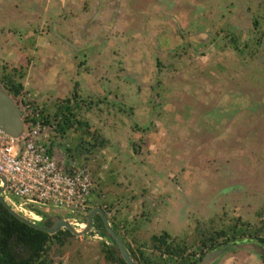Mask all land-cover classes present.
Listing matches in <instances>:
<instances>
[{"label": "rangeland", "instance_id": "374dc122", "mask_svg": "<svg viewBox=\"0 0 264 264\" xmlns=\"http://www.w3.org/2000/svg\"><path fill=\"white\" fill-rule=\"evenodd\" d=\"M146 1L141 14L150 10L155 18L141 23L134 49L107 50L104 40L73 51L54 38L62 0H36V6L0 0V76L25 72L21 96L34 110L53 114L70 100L108 140L86 164L92 204L109 208L115 223H137L141 241L163 231L188 238L196 223L258 225L264 218L258 215L264 209V0H187L188 8L175 0L169 16L179 22L186 13L187 43L170 37L171 25L156 18L162 7ZM79 12L80 6L69 20L74 36ZM190 28L199 36H189ZM153 38L158 50L140 49ZM72 138L56 146L72 147ZM92 232L100 236L101 227ZM92 234L54 246V264H107ZM218 264L264 263L255 253L231 250Z\"/></svg>", "mask_w": 264, "mask_h": 264}, {"label": "trees", "instance_id": "16d2710c", "mask_svg": "<svg viewBox=\"0 0 264 264\" xmlns=\"http://www.w3.org/2000/svg\"><path fill=\"white\" fill-rule=\"evenodd\" d=\"M24 77L25 72L16 68L0 76V84L14 100L24 90ZM76 105H71L70 100H64L63 104L55 107L53 114H40L44 124H55V142L63 145L66 143L65 139L74 136L72 147L68 144L64 146L65 155L78 166L86 167L95 154L104 150L109 142L100 132L91 130L89 123L78 116L74 107ZM258 215L262 217L264 209ZM38 219L36 215L35 220ZM109 220L136 264H198L208 252L232 242L253 241L264 246V218L258 225L239 223L236 219L233 223L217 229L212 224L196 223L188 238L174 237L163 231L152 234L147 241H141L137 223L129 222L128 219L118 223ZM94 222L92 221V225L96 228L100 226L102 230V233L99 232L102 238L99 244L104 261L107 264H126L119 256L116 244L105 232L101 219L97 216ZM51 224L49 220L44 222L45 226ZM77 228L82 230L84 225H78ZM91 233L97 234L92 231ZM76 239L78 237L65 229L53 235L36 230L16 219L0 204V264H54L51 257L53 247H64ZM260 258L264 263V256Z\"/></svg>", "mask_w": 264, "mask_h": 264}, {"label": "built area", "instance_id": "2783aa9c", "mask_svg": "<svg viewBox=\"0 0 264 264\" xmlns=\"http://www.w3.org/2000/svg\"><path fill=\"white\" fill-rule=\"evenodd\" d=\"M19 98L14 101L24 108L21 117L27 136L19 142L0 131V176L6 181L3 196L30 214H59V218L79 230L77 226H85L89 212L99 208L90 201L94 190L91 173L87 167L66 159L64 149H58L53 139L55 124H44L40 111L31 107L29 98ZM100 208L108 220L112 219L109 208ZM92 228L93 225L88 234ZM101 239L95 234L90 240Z\"/></svg>", "mask_w": 264, "mask_h": 264}, {"label": "flooded vegetation", "instance_id": "af4514ba", "mask_svg": "<svg viewBox=\"0 0 264 264\" xmlns=\"http://www.w3.org/2000/svg\"><path fill=\"white\" fill-rule=\"evenodd\" d=\"M27 1H28L27 2L28 4H31L33 1L36 2V0H27ZM148 1L149 0L146 1V4L149 5L150 1L149 2ZM199 1H201V0H199ZM123 2H125V1L124 0H67L66 5L63 7L65 9V11H64V9H60L59 19L57 20L58 22L52 23V25L55 28L62 30V32L59 33L58 29H56L54 32L57 33V36L54 35V38H56V40L59 43L64 44L65 46H67L71 50H74V49L84 50L86 48H89V47L93 46L92 41H96V43H99V44L102 43L104 40H106L108 31H109L107 28L112 26L117 21V19L122 18L123 11L121 10V7H122ZM154 4H155L154 5L155 8H157L156 10H159L160 6L162 7L161 12H158L159 14L156 15L158 22L162 23V21H164V22L168 23L169 25H171V26H168L169 30L161 27L164 29L162 31V33L165 34L166 33L165 30H167L168 32H170L171 38H173V39L182 38L183 39L182 42L187 43L186 33H187L188 28L186 29V25H187V21H186L187 18L185 19L186 13L183 16L179 17L180 18L179 22H176L173 19H169L172 17L168 18L166 16V14L164 13L165 8L161 4H158L157 0L155 1ZM133 5H134L133 0H130L128 4L125 3V8H128V11L130 12L131 15L134 11V8L136 9V7ZM79 6H80L79 14L80 15L83 14L85 17L80 18V15H78L76 17V19H78V22L74 23L75 30L80 32V33L78 35L76 34V36H74L75 34L68 31L69 29H71V26H69L71 21L69 22V20H72L71 16L75 14V10ZM198 8H200L199 10H201V12H202L203 8H202L201 4L198 6ZM152 9H153V7H152ZM95 11H98V14L99 13L102 14L103 18H99V19L98 18H90L89 16L93 15L95 13ZM145 11H147V9H145ZM186 11L188 13V10H186ZM194 11H198L197 7L194 9ZM144 14H146L144 16L145 20L148 18H152V17L155 18L154 15L150 13V10H149V12L147 11ZM201 17H202V13L199 12L197 15L196 22H200ZM185 23H186V25H185ZM158 27H159V23H158ZM153 28L154 27H152V29ZM54 32H53V34H54ZM188 33H190L189 36H191V37L194 35L195 36L197 35L196 31L191 32V28L189 29ZM197 36H199V35H197ZM156 44H157V46H155ZM147 47H149L150 50H155V49L158 50L160 48L159 43L156 42L154 40V38H153L150 46L148 45ZM168 49H169V47L163 48V50H168ZM21 93H22V91H21ZM19 96H21V94ZM19 96L15 99L16 101H18L17 99L19 98ZM58 149H64V148H58ZM66 159L71 160L70 158H67V157H66ZM226 245H228V244H226Z\"/></svg>", "mask_w": 264, "mask_h": 264}, {"label": "water", "instance_id": "95a60500", "mask_svg": "<svg viewBox=\"0 0 264 264\" xmlns=\"http://www.w3.org/2000/svg\"><path fill=\"white\" fill-rule=\"evenodd\" d=\"M23 109V106L18 105L14 99L6 93L3 86L0 84V131L11 140L19 142H24L26 140L27 133L25 132L24 123L21 117ZM55 158L58 160L57 155ZM0 182L2 183V186H0V204L19 221L49 235H53L59 230L65 229L76 237H84L91 229L94 216H98L102 221L105 232L116 244L119 256L126 264H136V261L132 260L128 254L123 242L114 231L108 218L101 208H94L89 212L85 219V226L81 231L76 230L64 218L59 217L52 219L51 226H45L44 222L49 219L48 216H42L41 213L35 212L39 217L38 220H35L28 217L25 213L23 214L20 209L9 203L4 198L3 192L6 181L3 176H0ZM231 250H246L255 253L259 258L260 256H264V247L256 242H233L228 245L225 244L219 249L208 252L198 264H218L221 259Z\"/></svg>", "mask_w": 264, "mask_h": 264}, {"label": "crops", "instance_id": "0c3cea01", "mask_svg": "<svg viewBox=\"0 0 264 264\" xmlns=\"http://www.w3.org/2000/svg\"><path fill=\"white\" fill-rule=\"evenodd\" d=\"M124 1L125 2H123L122 7H121V10L123 11L124 15L122 14V18L117 19V21L112 26L107 28L109 30L108 34H107V40L104 41V43H106V45H107V48H108L107 50H132V49H134V46L137 43V41L133 38L135 35L140 33V27L142 28L141 23H146V20L144 18L145 15H142L140 12V9H142L145 5L143 0H133L134 1L133 6H135L136 9L134 8L132 15L131 14L126 15L125 11H124L125 10V3L128 4L130 0H124ZM157 1H158V4H161L165 8L164 12L167 13V14L166 13L165 14L168 18L170 17L169 15L175 14V9L178 5L175 2V0H157ZM186 1L187 0L180 1V3L178 2L179 7L181 5L185 6L186 8L191 7ZM189 1H191V0H189ZM197 1H199V0H197ZM33 3H35L34 1L31 4L36 6V4H33ZM66 3H67V0H62V6H65ZM170 8H174V11L169 10ZM173 15L171 16L172 18H169V19H173L174 21H176V19L174 18ZM139 16H140V18H139ZM89 17L99 19V18H103V15L100 13L98 14V11H95V13ZM162 22H164V21H162ZM194 22H196V19L194 20ZM148 30H150V29H148ZM93 46H91L87 49H91V50L95 49V47H93ZM146 47H147V45L140 48V45L138 43V45L136 46V49L140 48L141 50H144ZM90 201L94 202L93 196H91ZM47 216L51 217V218H56V217H59V214H56V215L55 214L54 215L48 214Z\"/></svg>", "mask_w": 264, "mask_h": 264}, {"label": "clouds", "instance_id": "9594fccd", "mask_svg": "<svg viewBox=\"0 0 264 264\" xmlns=\"http://www.w3.org/2000/svg\"><path fill=\"white\" fill-rule=\"evenodd\" d=\"M36 214V213H35Z\"/></svg>", "mask_w": 264, "mask_h": 264}]
</instances>
